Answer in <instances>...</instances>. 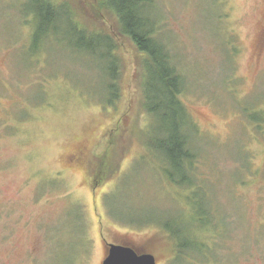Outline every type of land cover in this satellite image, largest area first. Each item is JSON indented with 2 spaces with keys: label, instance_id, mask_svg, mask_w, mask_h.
Returning a JSON list of instances; mask_svg holds the SVG:
<instances>
[{
  "label": "rangeland",
  "instance_id": "rangeland-1",
  "mask_svg": "<svg viewBox=\"0 0 264 264\" xmlns=\"http://www.w3.org/2000/svg\"><path fill=\"white\" fill-rule=\"evenodd\" d=\"M154 7L160 40L185 81L178 98L200 133L191 145L193 190L169 183V164L137 139L159 122L129 101L138 85L130 42L120 50L126 69L111 104L105 61L71 53L58 32L33 48L26 0H0V264H98L102 241L116 238L157 264H264V124L252 120L264 114V0ZM127 117L124 135L117 126ZM114 128L118 166L93 186L90 161ZM193 192L205 201L206 223ZM181 210L199 252L137 225L180 220Z\"/></svg>",
  "mask_w": 264,
  "mask_h": 264
},
{
  "label": "trees",
  "instance_id": "trees-1",
  "mask_svg": "<svg viewBox=\"0 0 264 264\" xmlns=\"http://www.w3.org/2000/svg\"><path fill=\"white\" fill-rule=\"evenodd\" d=\"M154 3L155 0H91L87 6L82 7L77 0H26L29 15L34 18L31 43L36 48L41 41L48 39L49 34L52 36L55 32L63 33L64 42L71 53L84 52L105 61L106 92H109L108 102L112 104L120 93L116 84L118 76L121 80L122 71L126 69L120 50L124 41L130 42L135 51L133 64H136L134 70L138 85L137 98L129 101L132 106L138 103L139 108L136 109L159 122L155 133L148 132L147 127L139 129L142 137L137 139L142 140L143 150L149 148L155 151L169 164L172 171L163 170L169 177V183L193 190L196 187L193 178L195 155L191 145L193 141L200 144L196 140L200 133L178 98L184 92L185 81L179 71L178 61L170 56L168 44L160 40L159 20L156 22L151 18ZM153 14L157 15L156 9ZM86 15H89V19ZM111 18L115 26L108 24L113 23ZM100 49L104 51L100 52ZM255 115L252 120L264 124L263 112ZM128 117L122 123L124 125L117 126L121 127L119 131L124 132V135L129 131L126 127ZM149 129L152 131L153 126L150 125ZM114 130L115 128L109 131V141L102 154L90 161V179L93 186L105 183L118 166L119 158L115 161L116 152L113 148L120 135H115ZM192 195L197 202L196 210L200 216L198 222L206 223L209 212L205 201L194 192ZM180 198L183 199L182 194ZM180 213V220H147L137 225L140 228L152 224L151 227L161 230L167 237L170 246L171 242L179 243L177 250L199 252L197 244L189 238L192 230L190 223L186 224L191 221L189 213L185 210ZM175 220L177 222L173 224Z\"/></svg>",
  "mask_w": 264,
  "mask_h": 264
},
{
  "label": "water",
  "instance_id": "water-1",
  "mask_svg": "<svg viewBox=\"0 0 264 264\" xmlns=\"http://www.w3.org/2000/svg\"><path fill=\"white\" fill-rule=\"evenodd\" d=\"M102 264H156V261L149 253H141L138 255L129 246L111 244Z\"/></svg>",
  "mask_w": 264,
  "mask_h": 264
},
{
  "label": "flooded vegetation",
  "instance_id": "flooded-vegetation-1",
  "mask_svg": "<svg viewBox=\"0 0 264 264\" xmlns=\"http://www.w3.org/2000/svg\"><path fill=\"white\" fill-rule=\"evenodd\" d=\"M111 242H108V241H102L103 243V247L101 249V257L99 259V263L98 264H102L103 260L106 258L107 256V250L109 248V245H119V246H129L131 247L135 252L136 254L140 255L141 253H144L143 251H140L139 249H137L136 247L132 246V245H129L128 243H125V242H122V241H119L118 238L116 239H113V240H110Z\"/></svg>",
  "mask_w": 264,
  "mask_h": 264
}]
</instances>
